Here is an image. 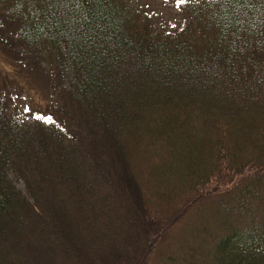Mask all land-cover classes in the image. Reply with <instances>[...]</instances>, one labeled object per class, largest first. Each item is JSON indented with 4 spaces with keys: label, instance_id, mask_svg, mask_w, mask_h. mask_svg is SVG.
Instances as JSON below:
<instances>
[{
    "label": "trees",
    "instance_id": "obj_1",
    "mask_svg": "<svg viewBox=\"0 0 264 264\" xmlns=\"http://www.w3.org/2000/svg\"><path fill=\"white\" fill-rule=\"evenodd\" d=\"M132 6L0 0L16 75L50 96L30 123L0 94V264H143L208 200L226 231L193 263L264 264V0H188L169 32Z\"/></svg>",
    "mask_w": 264,
    "mask_h": 264
},
{
    "label": "rangeland",
    "instance_id": "obj_2",
    "mask_svg": "<svg viewBox=\"0 0 264 264\" xmlns=\"http://www.w3.org/2000/svg\"><path fill=\"white\" fill-rule=\"evenodd\" d=\"M131 3L134 7L133 10L140 15H146L154 27L160 31L169 32L181 25L183 14L179 8H186L188 0H185L184 3H181L180 0H131ZM14 58L15 54L0 44V94L6 96V99L2 101L3 107L7 111L13 112L14 115L26 118L30 123L39 121V116L48 117L50 96L39 90L38 87L35 88L32 84H27L20 75H16V69L10 62L14 61ZM45 64L48 69H52L53 57L49 53L45 54ZM29 111L30 113H26ZM102 158L108 167L117 166V163L109 156ZM18 186L23 187V182L18 183ZM207 202L203 211L198 214L199 209H192L182 216H175L174 219L178 220L170 228L167 238L160 240L156 249L154 247L152 252L147 254L143 264H189L191 261V264L200 263L195 258L211 247L217 234L222 232L224 234L226 231L224 228L218 229V226L224 223L221 215L218 214L221 213L220 209L214 205L218 201L210 202L208 200ZM252 204L249 203L247 206L253 207ZM263 213L261 211L257 215L258 222L264 218ZM257 221L256 223H258ZM200 225H208L210 238L207 249L206 244L202 242L194 250L197 243L189 237L188 229H197Z\"/></svg>",
    "mask_w": 264,
    "mask_h": 264
},
{
    "label": "snow or ice",
    "instance_id": "obj_3",
    "mask_svg": "<svg viewBox=\"0 0 264 264\" xmlns=\"http://www.w3.org/2000/svg\"><path fill=\"white\" fill-rule=\"evenodd\" d=\"M180 2H181V3H184V2H185V0H180Z\"/></svg>",
    "mask_w": 264,
    "mask_h": 264
}]
</instances>
